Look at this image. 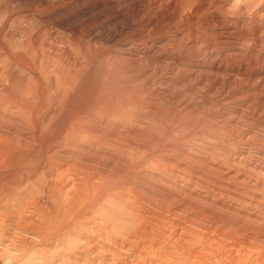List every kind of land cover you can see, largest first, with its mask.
<instances>
[{
  "label": "rangeland",
  "instance_id": "rangeland-1",
  "mask_svg": "<svg viewBox=\"0 0 264 264\" xmlns=\"http://www.w3.org/2000/svg\"><path fill=\"white\" fill-rule=\"evenodd\" d=\"M0 156V264H264V0H0Z\"/></svg>",
  "mask_w": 264,
  "mask_h": 264
},
{
  "label": "bare ground",
  "instance_id": "bare-ground-1",
  "mask_svg": "<svg viewBox=\"0 0 264 264\" xmlns=\"http://www.w3.org/2000/svg\"><path fill=\"white\" fill-rule=\"evenodd\" d=\"M174 106H175V105H174ZM13 139H14V138H13ZM16 142H17V141H16ZM13 143H14V141H13ZM4 153H5V152H4ZM4 155H5V154H4ZM4 155H3V156H4ZM10 155H11V154H10ZM1 156H2V154H1ZM1 156H0V157H1ZM3 156H2V157H3ZM11 156H12V155H11ZM1 159H2V158H1ZM12 159H13V157H12ZM5 161H6V160H5ZM9 161H10V160H9ZM14 162H15V160H14ZM14 164H16V163H14ZM10 165L13 166V163H11ZM253 165H254V164H253ZM3 167H4V166H3ZM0 168H2V167H0ZM6 168H7V167H6ZM3 169H4V168H3ZM3 169H2V170H3ZM8 169H9V168H8ZM10 169H11V168H10ZM0 171H1V169H0ZM11 171H12V170H11ZM3 172H4V171H3ZM0 173H1V172H0ZM7 175H9V174H7ZM12 175H13V172H12ZM3 176H4V175H3ZM13 176H14V175H13ZM8 179H9V178H8ZM0 183H1V182H0ZM13 183H14V182H13ZM15 183H16V182H15ZM15 183H14V184H15ZM16 184H17V183H16ZM11 185H12V184H11ZM15 188H16V187H15ZM0 191H1V190H0ZM31 194H32V193H31ZM31 194H30V195H31ZM75 194H77V193H75ZM11 196H12L13 198L16 197L14 194H12ZM74 198H76V197H74ZM30 200H31V199H30ZM32 204H33V203H32ZM64 211H65V210H64ZM66 212H67V211H66ZM55 213H56V214H55L56 216H59V214H60V210L56 211ZM62 213H63V212H62ZM82 214H83V213H82ZM62 215H63V214H62ZM80 216H82V215H80ZM78 217H79V216H78ZM56 218H57V217H56ZM65 219H66V217H65ZM192 222L194 223V221H192ZM142 223H143V222H142ZM187 225H188V224H187ZM189 226H191V225H189ZM135 230H136V229H135ZM183 230H184V229H183ZM189 230H190V229H189ZM182 233H183V232H182ZM184 233H185V232H184ZM178 234H179V233H178ZM186 234H187V233H186ZM184 236H185V234H184ZM81 237H82V236H81ZM186 238H187V237H186ZM74 240H75V239H74ZM180 241H181V240H180ZM184 241H186V240H184ZM186 242H187V241H186ZM192 245H194V244H192ZM181 247H182V246H181ZM188 248H189V246H188ZM188 248H187V249H188ZM157 249H159V248H157ZM185 249H186V248H185ZM207 250H208V249H207ZM196 251H197V250H196ZM192 252H194V251H192ZM166 253H167V252H166ZM187 254H188V253H187ZM194 255H195V254H194ZM184 256H185V254H184ZM139 257H140V256H139ZM188 257H189V256H188ZM202 257H203V256H202ZM189 258H190V257H189ZM199 259H200V258H199ZM189 260H190V259H189ZM189 260H188V261H189ZM209 260H210V259H209ZM195 261H196V260H195ZM192 262H193V261H192ZM192 262H191V263H192ZM201 263H202V262H201ZM136 264H138V263H136ZM197 264H198V263H197ZM202 264H203V263H202ZM212 264H213V263H212Z\"/></svg>",
  "mask_w": 264,
  "mask_h": 264
}]
</instances>
